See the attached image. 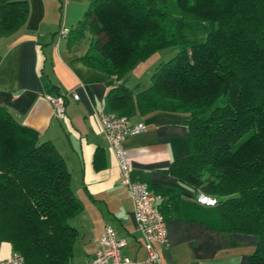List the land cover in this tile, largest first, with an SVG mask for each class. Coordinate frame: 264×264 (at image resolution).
I'll return each instance as SVG.
<instances>
[{"label":"trees","instance_id":"obj_1","mask_svg":"<svg viewBox=\"0 0 264 264\" xmlns=\"http://www.w3.org/2000/svg\"><path fill=\"white\" fill-rule=\"evenodd\" d=\"M28 11L27 0H0V36L19 30ZM86 33L81 62L116 80L104 112L187 117L189 154L164 171L190 198L137 179L160 195L163 217L188 208L197 220L196 198H214L195 210L220 232L256 236L248 264H264V0H90L66 36L74 43ZM167 47L178 51L149 85L128 88V73ZM55 89L48 92L59 95ZM82 210L55 145L0 105V242L23 264H72L78 230L69 219Z\"/></svg>","mask_w":264,"mask_h":264},{"label":"crops","instance_id":"obj_2","mask_svg":"<svg viewBox=\"0 0 264 264\" xmlns=\"http://www.w3.org/2000/svg\"><path fill=\"white\" fill-rule=\"evenodd\" d=\"M27 1L29 11L23 26L0 36V105L20 124L34 129L41 141L53 143L65 160L71 190L83 203L81 213L69 219L78 230L72 264L88 263L106 225L126 240L124 254L142 261L146 250L130 193L121 184L117 160L96 117L116 80L81 62L91 42L89 33L74 43L59 34L62 26L76 28L90 0ZM53 87L59 95H78V99L65 100L62 120L55 117L46 98ZM186 120L174 113L135 116L130 121L144 122L146 130L127 137L122 145L134 178H144L152 187L179 189L189 199L191 189L164 171L189 154ZM198 203L193 205L197 220L191 218L188 208L172 211L166 219L169 244H156L160 258L156 264H248L258 238L218 231L201 218V209L195 210L202 206ZM13 253L9 243L0 242V260Z\"/></svg>","mask_w":264,"mask_h":264},{"label":"built area","instance_id":"obj_3","mask_svg":"<svg viewBox=\"0 0 264 264\" xmlns=\"http://www.w3.org/2000/svg\"><path fill=\"white\" fill-rule=\"evenodd\" d=\"M68 28L62 26L59 34L65 37ZM47 100L52 104L54 115L59 120L65 117V100L67 98L78 99L76 92L64 95L46 94ZM101 126L103 137L113 151L120 169L121 184L129 191L132 201L133 216L140 231L143 245L146 250V258L142 261L131 259L124 254L126 240L118 236L115 230L106 225L99 236L98 248L88 260L87 264H156L160 258L156 244L168 245L166 219L159 211L157 205L160 195L149 189L146 182L137 180L132 176V168L129 163L123 141L133 135L146 130L144 122L133 123L125 116L107 113L103 110L96 114ZM197 201L204 205H213L215 199L205 195H199ZM0 264H23V257L14 252L9 258L0 260Z\"/></svg>","mask_w":264,"mask_h":264},{"label":"rangeland","instance_id":"obj_4","mask_svg":"<svg viewBox=\"0 0 264 264\" xmlns=\"http://www.w3.org/2000/svg\"><path fill=\"white\" fill-rule=\"evenodd\" d=\"M177 51V47H167L151 54L146 60L140 62L132 71L128 73L125 82L127 87L134 88L138 84L141 87L148 86L150 77L155 68L160 63L166 62L172 58ZM77 218H79V216Z\"/></svg>","mask_w":264,"mask_h":264}]
</instances>
